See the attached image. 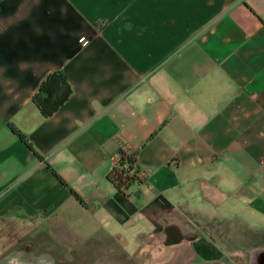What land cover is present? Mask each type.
Returning <instances> with one entry per match:
<instances>
[{
	"label": "crops",
	"instance_id": "obj_1",
	"mask_svg": "<svg viewBox=\"0 0 264 264\" xmlns=\"http://www.w3.org/2000/svg\"><path fill=\"white\" fill-rule=\"evenodd\" d=\"M121 151L150 173L125 191ZM34 230L84 263L264 264V0H0V243Z\"/></svg>",
	"mask_w": 264,
	"mask_h": 264
},
{
	"label": "rangeland",
	"instance_id": "obj_2",
	"mask_svg": "<svg viewBox=\"0 0 264 264\" xmlns=\"http://www.w3.org/2000/svg\"><path fill=\"white\" fill-rule=\"evenodd\" d=\"M1 243L0 264H12L13 260L22 264H94L84 263L81 259L86 255L82 252L89 249L87 244L75 246L73 250L71 247L61 248L50 233L34 230L12 245Z\"/></svg>",
	"mask_w": 264,
	"mask_h": 264
},
{
	"label": "trees",
	"instance_id": "obj_3",
	"mask_svg": "<svg viewBox=\"0 0 264 264\" xmlns=\"http://www.w3.org/2000/svg\"><path fill=\"white\" fill-rule=\"evenodd\" d=\"M60 76L62 78V82L64 85V92L58 98H55L53 102H51L54 89L52 87L53 79ZM72 92V88L68 83L65 73L63 71H56L49 74L42 82L39 87V90L34 95V101L38 104V106L42 109L43 113L46 115L54 112L58 107H60L70 96ZM10 126L12 129L20 136V138L30 147L37 155L41 156L38 151L34 148L32 142L29 140L28 136L18 128L13 122H10ZM137 160L136 152L129 153L126 151H121L120 158L111 172L108 174L109 180H111L118 189L121 191H125L133 182L138 181V179L132 176H126V169L123 167L126 161L132 164ZM76 193V192H75Z\"/></svg>",
	"mask_w": 264,
	"mask_h": 264
},
{
	"label": "built area",
	"instance_id": "obj_4",
	"mask_svg": "<svg viewBox=\"0 0 264 264\" xmlns=\"http://www.w3.org/2000/svg\"><path fill=\"white\" fill-rule=\"evenodd\" d=\"M131 163L126 161L124 163V168L126 169V176H132L134 175L138 181H146L148 176H149V170L146 169V168H140L138 165H137V160L132 164V167H130Z\"/></svg>",
	"mask_w": 264,
	"mask_h": 264
},
{
	"label": "bare ground",
	"instance_id": "obj_5",
	"mask_svg": "<svg viewBox=\"0 0 264 264\" xmlns=\"http://www.w3.org/2000/svg\"><path fill=\"white\" fill-rule=\"evenodd\" d=\"M12 264H22V263H20V262H18V261H16V260H13V261H12Z\"/></svg>",
	"mask_w": 264,
	"mask_h": 264
}]
</instances>
